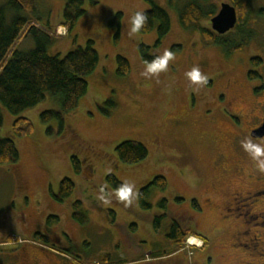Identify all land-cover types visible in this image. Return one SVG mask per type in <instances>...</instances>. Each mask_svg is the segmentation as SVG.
Masks as SVG:
<instances>
[{
	"label": "rangeland",
	"instance_id": "374dc122",
	"mask_svg": "<svg viewBox=\"0 0 264 264\" xmlns=\"http://www.w3.org/2000/svg\"><path fill=\"white\" fill-rule=\"evenodd\" d=\"M35 1L36 11L22 15L51 26L56 38L48 48L50 55L62 57L91 39L100 60L86 78L87 93L65 113L63 130H58L56 120L43 122L40 118L42 111L59 108L50 96L19 115L0 104L1 137L12 134L17 116L28 118L33 125L31 134L14 137L18 162L0 164V264H16L18 252L27 248L38 259L42 258L39 249L44 248L72 264L89 260L97 264H136L144 258L150 264H173L168 256H154L171 250L166 234L174 219L183 229L196 230L208 240L202 247V238L195 234L186 237L183 247L176 251L184 254L185 264H251L253 251L245 249L244 258L230 249L226 251V236L210 233L207 226L213 219L211 214L198 215L203 210L204 195L224 198L237 180L231 168L238 156L230 143L232 128L223 119L231 110L221 89L228 78L234 77L237 83L227 91L237 98L234 108L244 113L257 108L258 98L251 95L243 73L245 70V78L250 72L260 77L264 73V0H248L250 16L245 28L252 35H237L235 42L246 44L231 54L221 45H205L201 32L194 27L184 29L177 10L166 0H154L170 16V30L159 44H155V31L129 36L135 12L151 6L145 0H85V13L70 31L62 25L66 0ZM187 1L180 0L178 6ZM223 2L231 3L201 0L206 10L215 6L214 14ZM6 3L0 0V5ZM117 12L122 13L118 26L111 23ZM11 16L7 10V18ZM200 24L211 29L210 17H204ZM139 43L149 45L153 55L162 54L166 48L173 50L175 45L179 48L173 50L176 59L169 62L166 72L145 77L141 75L145 65L139 57ZM18 46L29 49L32 39L21 38ZM117 55L130 62L131 70L125 75L117 74ZM255 57L261 63L253 62ZM194 65L209 74L207 85H194L184 75ZM257 76L252 83L255 87L261 85ZM68 126L77 133L76 141ZM48 128L52 129L50 133ZM125 140L144 144L148 149L146 159L132 165L119 162L115 147ZM73 155L85 159L81 173L75 172ZM87 164L91 171L86 170ZM107 174L135 183L138 198L131 206L117 198L105 180ZM155 176L164 177L167 187H149L143 198L151 204L147 207L140 203V190ZM63 178L72 180L74 189L60 201L55 196ZM102 187L107 203L100 198ZM75 201L82 203L77 211L87 218L85 223L73 216ZM162 213L166 217L156 222L155 217ZM187 242L201 247H187ZM259 257L264 261V255Z\"/></svg>",
	"mask_w": 264,
	"mask_h": 264
},
{
	"label": "trees",
	"instance_id": "16d2710c",
	"mask_svg": "<svg viewBox=\"0 0 264 264\" xmlns=\"http://www.w3.org/2000/svg\"><path fill=\"white\" fill-rule=\"evenodd\" d=\"M85 0H66L63 10L64 20L62 25L70 31L75 25L77 19L85 13L83 4ZM90 3H97L98 0H88ZM151 4L150 8L145 10L147 21L140 29V33L155 31L157 39L155 44H159L161 39L170 30V16L167 10L158 5L154 0H145ZM170 8L176 9L178 19L184 29L194 27L201 32L205 45L219 44L223 45L226 52L233 53L241 50L246 42H235L237 35L250 36L252 31L245 28L250 16V6L248 0H230L237 12V31L225 36H219L216 32L208 27L201 26L200 22L204 17L209 18L214 15L215 6L204 8L201 0H188L180 7V0H166ZM7 10L12 12L10 19L7 18ZM35 12V0H7L6 5H0V104L11 114L19 115L23 111L34 107L39 102L45 100L47 96L56 99L59 104L58 109L45 110L40 113L43 122L56 120L58 130L66 128L65 113L74 109L79 99L87 93L88 82L87 76L93 73L99 64V53L93 47V40L88 39L84 47L75 46L64 56L50 55L49 46L53 43L56 36L50 32L51 26L42 25L35 19H28L22 12ZM121 12L115 14L111 23L120 24ZM30 37L33 46L29 49L18 46L19 40ZM175 45L172 49H178ZM150 46L139 43L138 52L142 63L145 60L150 61L154 58L149 52ZM259 59L254 58L253 62L258 63ZM117 74L125 75L131 70L128 59L123 55H117ZM109 102V101H108ZM3 124L0 116V128ZM75 141L78 139L77 133L69 126ZM48 132L52 130L47 129ZM33 125L31 121L23 116H17L11 127V131L5 137L0 135V164H15L19 160V151L14 137H24L31 134ZM51 132V131H50ZM49 132V133H50ZM116 156L119 162L123 164H138L146 159L148 155L147 147L141 142L125 140L118 143L115 147ZM88 159V158H87ZM85 160V159H84ZM84 160H80L76 155L71 156L72 165L75 172L81 173ZM87 166V167H86ZM86 170H92L91 165H86ZM105 180L111 187L116 190L120 186V181L115 175L107 174ZM59 194L56 199L62 201L67 198L74 189V183L69 178H63L60 183ZM149 187L166 189L167 182L162 176H155L148 182L146 187L141 188L139 200L142 205L149 207L151 204L146 203L143 198L149 192ZM179 200V199H178ZM196 206V200H192ZM81 201H75V212L73 216L81 223H85L87 218L78 213ZM165 204V200L161 201ZM166 213L155 217L157 222L160 218L164 219ZM195 234L203 240V247L208 240L201 234L183 229L180 222L174 219L167 232V242L171 250L168 253L156 255L161 257L169 255L181 249L186 237ZM38 239V237H36ZM47 241V239H45ZM86 264H97L95 260H89Z\"/></svg>",
	"mask_w": 264,
	"mask_h": 264
},
{
	"label": "flooded vegetation",
	"instance_id": "af4514ba",
	"mask_svg": "<svg viewBox=\"0 0 264 264\" xmlns=\"http://www.w3.org/2000/svg\"><path fill=\"white\" fill-rule=\"evenodd\" d=\"M235 26L226 33L220 34L214 31L210 24L211 30L219 36H225L236 31ZM212 45L219 44H210V46ZM258 59V63H261V59ZM255 76L257 75L250 72L248 77L245 78L244 70V81L247 83L251 95L258 98L255 105L257 108L248 109L245 113L234 108L237 98L227 93L229 87L237 83V79L234 77L228 78L221 89L227 96L226 103L228 109L231 110L230 115H225L222 118L232 128L230 143L238 156L233 161L231 168L237 173V180L234 182V187L228 191L224 198L219 199L204 195L202 198L203 210L198 216L211 214L213 219L212 221L208 220L211 223H208L207 226H209L210 233L226 236L224 244L226 251L230 249L232 252L240 253L242 258L247 254L245 249L253 251L255 258L251 264H264V261L259 257L260 254L264 255V173L259 172L254 167L253 161L240 144V141L249 135L255 140L264 141V73H262V77L257 76L261 80V85L257 87L252 84ZM221 156L223 155L221 154ZM194 231L201 234L196 230ZM234 247H238L240 250H233ZM29 250L27 248V250L18 252L16 264H72L60 259L55 253H50L44 248L39 249V253L42 255V258L39 257V259L34 252ZM166 256H168V260H174V262L172 261L173 264H185V257L182 252L175 251ZM144 259H138L140 261L136 264H148L150 262V260Z\"/></svg>",
	"mask_w": 264,
	"mask_h": 264
},
{
	"label": "clouds",
	"instance_id": "9594fccd",
	"mask_svg": "<svg viewBox=\"0 0 264 264\" xmlns=\"http://www.w3.org/2000/svg\"><path fill=\"white\" fill-rule=\"evenodd\" d=\"M147 21V14L144 10H138L132 17V25L129 31V36L138 33L142 26ZM176 54L171 49H164L162 54L154 56L150 61H144V71L141 75L145 77L158 76L161 72H166L169 69V62H174ZM187 79L194 85L204 86L208 84L209 74L204 72L199 65H194L184 74ZM195 90V89H194ZM241 147L253 161L254 167L261 173H264V141H258L252 138L251 135L240 141ZM104 188H101V199L107 203L106 197L103 195ZM117 198L125 203V206H131L133 201L138 198V191L134 182L125 180L115 190Z\"/></svg>",
	"mask_w": 264,
	"mask_h": 264
},
{
	"label": "water",
	"instance_id": "95a60500",
	"mask_svg": "<svg viewBox=\"0 0 264 264\" xmlns=\"http://www.w3.org/2000/svg\"><path fill=\"white\" fill-rule=\"evenodd\" d=\"M237 22L235 7L229 2H223L218 12L210 18V24L214 31L223 34L232 29ZM254 135V133H253Z\"/></svg>",
	"mask_w": 264,
	"mask_h": 264
},
{
	"label": "built area",
	"instance_id": "2783aa9c",
	"mask_svg": "<svg viewBox=\"0 0 264 264\" xmlns=\"http://www.w3.org/2000/svg\"><path fill=\"white\" fill-rule=\"evenodd\" d=\"M194 240L196 239V238H193ZM187 247H189V246H193V245H195V244H190V242H187ZM197 245V244H196ZM201 245V244H200ZM199 244L197 245V246H200Z\"/></svg>",
	"mask_w": 264,
	"mask_h": 264
}]
</instances>
